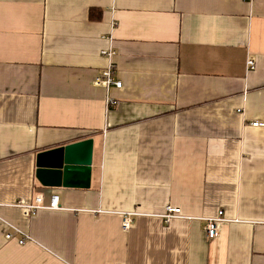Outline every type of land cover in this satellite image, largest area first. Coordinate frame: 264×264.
<instances>
[{
  "label": "crops",
  "instance_id": "crops-1",
  "mask_svg": "<svg viewBox=\"0 0 264 264\" xmlns=\"http://www.w3.org/2000/svg\"><path fill=\"white\" fill-rule=\"evenodd\" d=\"M257 122L264 0H0V264H264ZM86 140L90 187L42 185L38 156ZM39 194L61 209L15 207Z\"/></svg>",
  "mask_w": 264,
  "mask_h": 264
},
{
  "label": "water",
  "instance_id": "water-1",
  "mask_svg": "<svg viewBox=\"0 0 264 264\" xmlns=\"http://www.w3.org/2000/svg\"><path fill=\"white\" fill-rule=\"evenodd\" d=\"M93 140H86L38 156L37 178L50 188H89L93 163Z\"/></svg>",
  "mask_w": 264,
  "mask_h": 264
},
{
  "label": "built area",
  "instance_id": "built-area-1",
  "mask_svg": "<svg viewBox=\"0 0 264 264\" xmlns=\"http://www.w3.org/2000/svg\"><path fill=\"white\" fill-rule=\"evenodd\" d=\"M102 55L106 57L110 62L109 66L106 70H104L101 75L97 76L95 79V84L98 86H105L107 88L111 86H115L117 88L122 87V83L120 81H117L114 78V64L112 63V60L115 56V52L111 49H105L102 51ZM247 65L249 68H254L255 63L253 60H248ZM108 105H114L117 103V101L113 98L107 100ZM254 127H263L264 124L262 123H253ZM15 207L20 208L25 216H32L37 214L42 209H49V210H59L61 209L60 206V198L57 194H53L50 197V201L46 202V199L43 195L39 194L35 197V202L30 205H24L21 203H18L15 205ZM133 215H127L124 217L123 220V228L125 231H129L132 228L133 225ZM183 212L178 207L168 206L166 209V213L163 215V219L166 223H171L175 219H185ZM222 222H225V219L223 217V212H219L218 216L212 217L210 219H207V224L205 227V234L207 239L213 240L216 239L219 235L220 230V224ZM17 233H20L19 230L13 229V231H9L6 234V239L8 241H12L15 239V235ZM30 240V237H23L22 239L18 240L20 245H25Z\"/></svg>",
  "mask_w": 264,
  "mask_h": 264
}]
</instances>
